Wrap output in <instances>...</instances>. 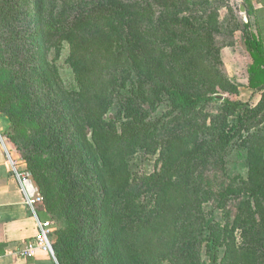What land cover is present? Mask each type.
<instances>
[{"label":"trees","instance_id":"trees-1","mask_svg":"<svg viewBox=\"0 0 264 264\" xmlns=\"http://www.w3.org/2000/svg\"><path fill=\"white\" fill-rule=\"evenodd\" d=\"M220 1L32 0L33 24L27 37L26 66L21 71L38 90L44 89L41 82H45L55 92L63 125L49 133L51 145L45 148H49L48 157L51 163L56 162L59 176L68 179L64 183L63 178L57 177L56 194L53 193L57 202L53 207L48 199L45 210L57 221L59 233H72L77 225L84 232L81 240L87 243L82 255L87 264L91 263L88 250L91 246L87 244L92 232L99 240L96 249H101L100 264H133L131 261L136 257L146 264H170L178 258L173 251L186 234L183 228L177 232L175 225L179 224L182 209L191 207V197L196 191L190 190L189 194L171 178L173 173L166 175L176 169L175 155L148 172L143 185L150 184L144 186L148 190L154 188L149 197H141L144 189L136 180L143 172L130 174L128 165L159 131L155 126L149 128L156 122L150 118L148 109L155 110L159 102L165 101L171 111H178L177 115L183 117L200 104L213 101V95L186 92L179 82L200 77L190 61L196 60V68L200 66L203 70L202 54L212 46L224 45L220 32L206 30L204 26L189 30L186 13L193 7L213 10ZM241 6L247 22L232 16L234 24L229 32L243 34L251 60L248 87L257 90L264 88V47L249 19L250 0H243ZM226 7L232 9L230 4ZM63 43L68 49L66 61L73 73L74 87L60 89L51 74L57 70L53 60L59 57ZM49 102L43 101L44 106ZM223 103L238 106L226 100ZM220 134L208 149L226 150L234 132L229 134L221 129ZM157 136H153L155 146L160 140ZM185 139V136L169 139V148L179 149L180 141ZM254 141L247 156L249 172L253 175L260 170L262 175L255 177L252 189L243 191L246 194L242 201H252L254 224L260 227L256 234L264 239V136ZM160 149L163 152L164 144ZM252 160L258 164L254 165ZM31 165L32 179L46 197L50 181ZM235 195V190L226 187L216 194L213 204L229 214L227 218L232 219L233 227L238 214L227 205ZM196 196L200 201V195ZM123 217L129 230L122 228ZM198 231L204 260L196 262L188 256L184 264H264V244L244 245V241L239 244L234 238L220 255L212 221L203 222ZM53 235L54 232L52 247Z\"/></svg>","mask_w":264,"mask_h":264},{"label":"rangeland","instance_id":"rangeland-1","mask_svg":"<svg viewBox=\"0 0 264 264\" xmlns=\"http://www.w3.org/2000/svg\"><path fill=\"white\" fill-rule=\"evenodd\" d=\"M22 1H25L24 4ZM232 1L233 3L221 0L216 3L217 8L213 10L209 7L205 10L193 7L186 13L189 15V30L200 29L204 26L206 30L212 29L222 35L220 40L223 46L215 48L212 46L202 54L203 70L200 66L196 68L198 66L196 60L190 61V66L194 67L193 70L197 69L201 76L189 77L179 82L186 92L192 95L198 93L205 96L213 95V101L200 104L183 117L177 115L178 111H171L165 101L159 102L155 110L148 109L150 118L156 122L149 128L153 129L155 126L159 131H155L145 143L140 155L130 160L128 165L130 174L137 171L143 172L141 176L136 177V180L144 189L141 197L142 195L149 197V194L154 193V188L150 187L148 190L144 186L150 184L143 185L145 178L149 176L148 172L158 169L165 160L175 155L177 157L174 165L176 169L173 172L169 171L166 175L173 173V176L170 175L171 178H175L182 189H186L187 192L196 191V194L200 195L198 197L201 204L196 200L195 194L191 197L193 198L191 207H185L180 212L179 224L175 225V229L179 232L183 228L186 236L175 245L173 252L178 253V258H174L175 262L170 264H184L188 256L194 258L196 262L198 259L204 260L199 250L200 244L202 245L201 237L197 236L199 226H202L203 222L206 224L212 221V230L216 231L219 238L220 255L223 248L234 238L239 244L242 241L244 245L264 244V239L256 234L260 227L257 228L254 224L255 209L252 208V201L249 203L242 201L246 194L243 191L252 189L255 177L262 175L260 170L253 175L249 172L247 156L249 148L256 143L254 140L264 136V88L251 90L248 87L247 70L251 60L244 45L243 34L241 31L233 34L229 32L234 24L232 16L239 21L241 19L244 21L246 14L238 9L243 0ZM251 1L254 4L261 3L264 7V0ZM33 4L32 0H0V119L7 125L5 131L0 133V142L7 153V160L10 163L13 162L18 172H27L32 179V171L29 168L32 164L31 166H35L43 178L47 176L50 181L51 185L47 186L45 197L32 179L35 195L38 194L41 197V201L35 206V211L40 219L51 221L54 225L52 258L55 263L87 264L82 255L83 247L87 243L81 240L84 232L80 231L76 224L77 227L72 233L68 232L65 235L59 233L57 221H54L51 213L45 210L44 204L47 205L48 199V203L55 204L56 195L53 193L57 190V177H60L58 166L55 161L50 162L48 157L50 150L45 147L51 145L52 139L49 133L56 132L58 126L61 128L63 123L55 92L45 82H41L44 89L40 87L38 90L33 86L32 80L24 78L21 71V68L26 66L24 60L28 52V35L31 34L33 24L30 11ZM229 4L232 7L231 10L226 7ZM250 10L249 19L252 28L254 32L260 34L257 26L258 10H254L253 4ZM156 12L159 14L160 11ZM215 14L216 17H214ZM184 24H187V21ZM20 48L23 50L21 51ZM67 57V45L63 43L59 57L53 60L57 70L51 74L60 89L74 87L73 73L66 61ZM16 64L19 69L12 68V65ZM213 76L215 79L211 78ZM223 100L230 101L232 104L236 103L238 106H224ZM43 101H50L49 105L44 106ZM239 116H241L240 121ZM221 129L229 134L234 132V137L228 147L225 151L217 148L208 149L212 140L220 137ZM155 135H158L160 139L156 146L153 140ZM175 136H185L186 139L180 141L179 149L177 146L175 149H170L169 139ZM161 144H164L163 152L162 149L159 150ZM157 146L158 148L155 149ZM31 148H34V151ZM43 150L44 153H42ZM252 163L258 164L253 160ZM60 178H63L64 183L68 182L65 175ZM226 187L228 190H235L236 195L239 194L237 199L235 195L227 205L238 214L234 227L231 223L232 219L227 218L229 214L220 208L213 207L216 194ZM238 199H241L242 203ZM122 224L123 230H129L128 222L124 217ZM91 237L87 244L91 246L88 249L91 263L88 264H100L101 249H96V242L99 240L96 239L95 232H92ZM98 245L101 247L100 242ZM131 262L146 264L141 257H136Z\"/></svg>","mask_w":264,"mask_h":264},{"label":"crops","instance_id":"crops-1","mask_svg":"<svg viewBox=\"0 0 264 264\" xmlns=\"http://www.w3.org/2000/svg\"><path fill=\"white\" fill-rule=\"evenodd\" d=\"M250 2L254 10H258L257 26L264 47V7L261 3ZM6 128L7 125L0 119V133ZM37 217L39 218L38 215ZM35 222L36 218L25 204L21 182L7 160V153L0 142V264H56L51 255L40 250L33 257L19 254V250L26 247L36 236Z\"/></svg>","mask_w":264,"mask_h":264},{"label":"built area","instance_id":"built-area-1","mask_svg":"<svg viewBox=\"0 0 264 264\" xmlns=\"http://www.w3.org/2000/svg\"><path fill=\"white\" fill-rule=\"evenodd\" d=\"M12 164V168L16 172L21 186L25 193V204L29 207L30 213L36 218V230L37 234L26 247L19 250V254L25 257H33L37 250L53 255L51 235L53 234V225L51 221L41 220L37 217L35 206L41 201V197L35 195L32 179L27 172H18L16 166ZM15 164V163H14Z\"/></svg>","mask_w":264,"mask_h":264},{"label":"water","instance_id":"water-1","mask_svg":"<svg viewBox=\"0 0 264 264\" xmlns=\"http://www.w3.org/2000/svg\"><path fill=\"white\" fill-rule=\"evenodd\" d=\"M239 10H240L241 13H244V8L242 6L239 8ZM244 22H247V18L246 17H244Z\"/></svg>","mask_w":264,"mask_h":264}]
</instances>
